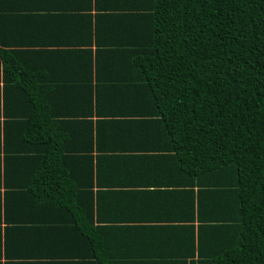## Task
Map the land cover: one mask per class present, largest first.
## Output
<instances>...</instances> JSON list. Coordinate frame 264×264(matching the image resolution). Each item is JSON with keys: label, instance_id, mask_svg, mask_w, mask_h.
I'll return each instance as SVG.
<instances>
[{"label": "trees", "instance_id": "trees-1", "mask_svg": "<svg viewBox=\"0 0 264 264\" xmlns=\"http://www.w3.org/2000/svg\"><path fill=\"white\" fill-rule=\"evenodd\" d=\"M103 1L98 7L93 0L97 12L92 21L87 16V31L92 22L97 36L93 55L84 52V86L62 87L60 93L66 95L55 99L77 98L84 116L76 119L82 122L67 125V116L46 110L41 94L20 95L31 113L18 123L21 132L14 133L18 141L11 144L13 150L7 149L12 123L0 126V167L54 172L41 174L43 180L59 177L55 173L63 168L127 166L123 158L99 156L110 144L107 138L167 136L174 142L175 155L169 158L179 173V203L192 210L185 232L192 240L203 232L229 236L210 252L196 244L197 262L264 264V0ZM19 5V0H0V78L4 83L16 75L22 90L34 87L33 80L20 74L18 59L5 63L14 52L9 38L14 29L6 27L7 20L16 22L11 24L17 32L28 26L25 14H19L25 8ZM102 9L123 12H98ZM109 26L128 39H108L100 46V28ZM104 31L111 35L112 30ZM99 49L105 53L102 61ZM100 64L120 67L126 74L101 78ZM108 80L113 82L106 84ZM8 99L0 94L3 116ZM78 136L85 138L78 143ZM27 177L32 186L20 194L28 200L36 196L40 181L35 180L39 175ZM60 197L50 196L53 204L70 200ZM79 231L87 238L80 224Z\"/></svg>", "mask_w": 264, "mask_h": 264}, {"label": "crops", "instance_id": "crops-1", "mask_svg": "<svg viewBox=\"0 0 264 264\" xmlns=\"http://www.w3.org/2000/svg\"><path fill=\"white\" fill-rule=\"evenodd\" d=\"M98 1V7L104 6L103 0ZM19 2L25 8L19 14H25L29 22H26L27 27L21 25L17 32L11 24L13 20H7L6 27L14 29L9 37L14 52L5 63H16L18 59L20 74L31 78L34 87L19 90L17 80L20 78L16 75H12L10 81L7 76L4 83L0 78V94L9 98L7 114L3 116L0 111V126L3 122H7V126L8 122L12 123L8 131L13 134L7 139L9 151L13 150L11 144L18 141L14 133L21 132L18 123L31 113L20 95L41 94L46 110L67 116V125L82 122L76 119L84 116L76 105L77 98L74 103L70 99L58 102L55 99L66 95L60 93L62 87L84 86L87 79L84 52L90 50L93 55L94 36H97L92 22L88 31L86 25L87 16L90 15L92 21L97 12L93 0ZM102 10L98 12L115 15L123 12ZM113 28L98 30L100 46L108 39H128L124 38L125 33ZM104 30H112L111 35ZM102 52L99 51L100 60L105 54ZM100 67L101 78L110 80L109 76L117 78L126 74L117 66L100 64ZM93 74L92 70L91 85L95 82ZM109 80L106 84L113 82ZM108 106L103 110L107 111ZM74 138L79 143L85 137ZM141 138L139 141L134 137L112 136L107 138L110 144L106 149L104 145L100 150L104 155L99 156L123 158L127 166L63 168L55 173L59 177L43 180L41 174L54 172H42L39 168L19 172L16 166L6 170L0 167V264H202L197 262L196 244L200 242L201 249L210 252L221 239L229 237L228 233L203 232L198 236L200 241L196 236L193 240L190 238L185 227L189 225L192 210L189 204L185 208L181 205L183 202L179 203L180 195L176 190L181 188L179 173L169 158L175 155L171 145L174 142L163 135ZM90 154L94 159L97 152L93 148ZM2 156L0 151V159ZM30 174L39 175L35 180L43 185L35 186L36 196L27 200L20 192L32 186L31 178L27 177ZM56 193L61 195L59 199L70 200L53 204L50 196ZM79 224L87 231V238L79 231Z\"/></svg>", "mask_w": 264, "mask_h": 264}]
</instances>
